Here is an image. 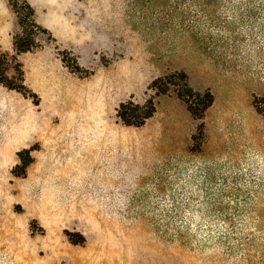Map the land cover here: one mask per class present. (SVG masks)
<instances>
[{
    "label": "rangeland",
    "instance_id": "374dc122",
    "mask_svg": "<svg viewBox=\"0 0 264 264\" xmlns=\"http://www.w3.org/2000/svg\"><path fill=\"white\" fill-rule=\"evenodd\" d=\"M18 2L0 0L5 77L23 72L0 84V264L264 263V0ZM179 72L214 96L202 121L150 89ZM149 100L144 126L117 118ZM226 237L255 238L252 261Z\"/></svg>",
    "mask_w": 264,
    "mask_h": 264
},
{
    "label": "trees",
    "instance_id": "16d2710c",
    "mask_svg": "<svg viewBox=\"0 0 264 264\" xmlns=\"http://www.w3.org/2000/svg\"><path fill=\"white\" fill-rule=\"evenodd\" d=\"M13 12L20 16L18 5L19 0H9ZM23 9L27 10L31 17H34L32 8L26 3L22 6ZM22 26V20H19ZM36 43L30 37L21 36L16 37L13 41V47L18 54L28 53L36 48ZM3 55L0 54V84L10 90H19L16 87L15 80L22 83L23 82V72L20 70V66H16L14 69L15 75L17 76L14 81L12 79L5 77V69L3 68ZM21 88L23 86L21 85ZM151 90H154L157 95H166L172 90L187 107L188 112L191 114L194 120L202 121L204 119L205 112L213 105L214 96L210 91L204 93L195 92L188 84V77L184 72L174 73L165 77L164 79H157L151 85ZM156 112V106L152 100L147 101L143 106L137 105L132 101L123 102L119 105L116 110L117 118L126 126L140 128L146 124V122L151 119ZM204 123H201L198 128V135H195L194 139H202V133L204 131ZM197 136V137H196ZM21 160H24L22 154L19 155ZM255 211L261 212L256 209ZM225 244V250L232 255L235 251L240 253L246 261H252L254 257L251 256L252 250L256 246L255 238H230L226 237L223 239ZM222 244V243H221ZM264 248V243L261 245ZM225 251V252H226ZM259 253V251H257ZM264 264V263H262Z\"/></svg>",
    "mask_w": 264,
    "mask_h": 264
}]
</instances>
